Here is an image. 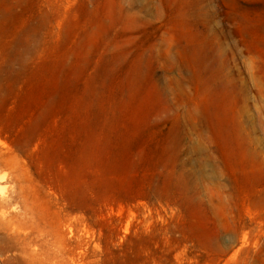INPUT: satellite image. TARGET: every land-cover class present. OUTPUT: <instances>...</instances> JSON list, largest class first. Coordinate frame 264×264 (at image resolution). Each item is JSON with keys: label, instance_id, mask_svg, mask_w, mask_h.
<instances>
[{"label": "rangeland", "instance_id": "obj_1", "mask_svg": "<svg viewBox=\"0 0 264 264\" xmlns=\"http://www.w3.org/2000/svg\"><path fill=\"white\" fill-rule=\"evenodd\" d=\"M0 264H264V0H0Z\"/></svg>", "mask_w": 264, "mask_h": 264}]
</instances>
